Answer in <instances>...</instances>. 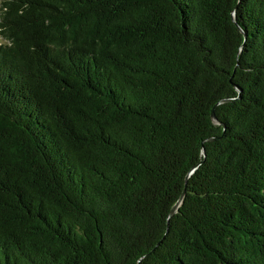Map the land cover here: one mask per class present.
I'll list each match as a JSON object with an SVG mask.
<instances>
[{"label": "trees", "instance_id": "obj_1", "mask_svg": "<svg viewBox=\"0 0 264 264\" xmlns=\"http://www.w3.org/2000/svg\"><path fill=\"white\" fill-rule=\"evenodd\" d=\"M0 264H264V0H0Z\"/></svg>", "mask_w": 264, "mask_h": 264}, {"label": "water", "instance_id": "obj_2", "mask_svg": "<svg viewBox=\"0 0 264 264\" xmlns=\"http://www.w3.org/2000/svg\"><path fill=\"white\" fill-rule=\"evenodd\" d=\"M234 21L236 22V16H235V13H234ZM237 90L239 91V93L241 92L240 88H238V87H237ZM230 101H233V99H224V100H222L221 103L223 104V103H227V102H230ZM212 119L214 120L215 123H218L217 118H216V116H215V112H214V110L212 111ZM213 140H215L214 137L208 139V141H213ZM203 153H205V149H203ZM196 168H197V167H196ZM196 168H194V169L192 170V172L189 174L188 177H190V176L192 175V173L196 170ZM184 196H185V192L183 193L182 197H181L180 200L177 202V204L175 205V207L172 209V211H171V213H170V216H173V215L175 214V212L177 211V209H178L179 206L181 205V203H182V201H183V199H184Z\"/></svg>", "mask_w": 264, "mask_h": 264}]
</instances>
